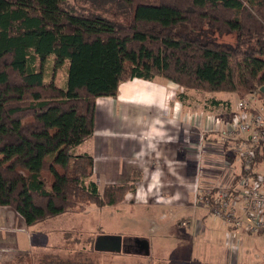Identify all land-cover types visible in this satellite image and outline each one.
<instances>
[{"label": "trees", "instance_id": "16d2710c", "mask_svg": "<svg viewBox=\"0 0 264 264\" xmlns=\"http://www.w3.org/2000/svg\"><path fill=\"white\" fill-rule=\"evenodd\" d=\"M72 1L0 0V207L28 227L132 191L100 193L92 158L70 153L93 134L96 99L117 97L122 82L264 99V0Z\"/></svg>", "mask_w": 264, "mask_h": 264}, {"label": "crops", "instance_id": "0c3cea01", "mask_svg": "<svg viewBox=\"0 0 264 264\" xmlns=\"http://www.w3.org/2000/svg\"><path fill=\"white\" fill-rule=\"evenodd\" d=\"M231 94L185 90L157 77L152 81L135 78L122 82L117 97L97 98L93 134L70 153L92 158V180L100 193L107 187L122 185L131 186L132 191L114 207L87 206L83 212L60 215H72L84 237L70 248L62 241L67 237L61 236L60 245L52 250L58 257L49 254L51 250L46 247L52 237L42 235L40 230L35 238L27 236L38 222L25 226L15 211L0 207V264H65L77 259V254L87 264H154L166 261L161 256L164 244L177 241L183 249L199 248L201 242L210 239L221 253L220 264H264L263 236L237 232L232 237L220 219L195 204L197 181L206 191L238 186L239 177L233 173H240L242 165L231 155V143L222 135L232 125L230 118L241 113L238 102L242 99L235 94L234 100ZM254 106L253 113H259L264 99H258ZM216 161L221 164L216 166ZM221 167L224 173L218 181ZM254 172L264 178V163L256 164ZM116 219L130 229L142 230L120 231L114 225L119 234L109 235L123 240L122 250L116 254L88 247L90 240L93 247L95 239L102 236L98 224H115ZM185 221L190 224L183 225ZM140 242L144 250L136 247ZM82 243L87 244L84 249L79 246ZM210 253H196L195 263L217 264L219 257L213 250ZM31 254L40 257L31 259ZM44 256H53V260Z\"/></svg>", "mask_w": 264, "mask_h": 264}, {"label": "built area", "instance_id": "2783aa9c", "mask_svg": "<svg viewBox=\"0 0 264 264\" xmlns=\"http://www.w3.org/2000/svg\"><path fill=\"white\" fill-rule=\"evenodd\" d=\"M258 97L253 92L238 102L240 115L222 132L242 165L238 186L202 191L197 183L194 185L195 204L220 219L232 237L237 232L264 237V178L252 169L253 165L264 163V108L253 113ZM256 158L260 162L253 163ZM187 224L190 222L185 221Z\"/></svg>", "mask_w": 264, "mask_h": 264}, {"label": "rangeland", "instance_id": "374dc122", "mask_svg": "<svg viewBox=\"0 0 264 264\" xmlns=\"http://www.w3.org/2000/svg\"><path fill=\"white\" fill-rule=\"evenodd\" d=\"M69 1L73 2L72 0H69ZM103 8H104V10H106L108 12L105 14L108 18H111L117 22L119 21L120 23L127 21L126 19H124L122 17V15H121L122 13H120L117 8H115V7L112 8V5H107V6H104ZM113 14L115 16H113ZM212 38L215 41L220 42V43L233 44L235 42L234 41L235 40L234 34H215L214 33V34H212ZM61 79H62V74L60 72H58L57 81L55 82L56 86H60L59 84H60ZM55 80H56V78H55ZM217 96H219V95H217ZM231 96H233L232 99L236 100L235 94H231ZM258 99L261 100L259 97H258ZM259 104L262 105L263 103H259ZM254 108H255V106H254ZM225 110L226 109H222V111H224V112H225ZM228 113H229V111H228ZM236 114H234L232 116V118H230L231 122H233V119L237 116ZM230 151H231L230 152L231 155L234 157V153H232L233 152L232 148ZM197 163H198V166L201 164L200 159H198ZM216 163H217L216 166L221 164L218 161H216ZM238 170H240V167H238ZM220 172H222L220 177H216L218 181L220 180V178H222V175L224 173L223 168L220 169ZM233 174H234V177H237L239 175V171H238V173L235 172ZM228 178L229 179L231 178V174ZM233 179H232V181H233ZM224 183H225V179H224ZM197 184H199L198 181H197ZM223 186H224V184H223ZM202 191H204V190H202ZM69 213H72V212H67L65 214H69ZM71 216H65V217H59L58 216L59 218L53 217V218L44 219V220L38 222V225L36 227H34L33 229H30L27 236L29 237L31 235V236H33V238H35V237L39 236V235H37L36 231L40 230L42 232V235L45 234V235H49L50 237H52L53 240L50 241V243L46 247H47V249L51 250V251H49V254L58 257V254H56L52 250L60 245V243H61L60 237L61 236L65 235L67 237V238L63 239L62 241H63V244L65 246L70 247V248H75L77 245V242H79L81 237H84V235L80 231V224L76 223L75 222L76 220L75 219L73 220ZM116 221L117 222L115 224H113L114 221H104L103 222L104 224H98L99 233L103 234V235H106V234L109 235V233L119 234V233L115 232L114 225H115V228L119 229L120 231H127V230H139V231H141L142 230L141 228L130 229V228H128L127 224H123L122 222L120 223V222H118L117 219H116ZM99 223H101V222H99ZM101 225L103 227H100ZM221 226H222V224H221ZM225 227H226V231L228 232V227L226 225H225ZM87 228H88V232L90 233V229H89L88 225H87ZM222 228H223V226H222ZM128 234L131 235L130 232H128ZM133 234L134 233H132V235ZM147 237H149V240L150 239H151V241L153 240L154 245H155V240L153 238H151L150 233H148ZM207 241H208V243H211V242H214V239H210ZM92 243H93V241L90 240V244H88V247H91V249H92V245H91ZM208 243L201 242L199 248L197 246L190 247L192 249V251L190 248L183 249L182 247H180V244L177 241H173V242H171V244H169V243L164 244V246L162 247L163 249H161V252H162L161 254H163L161 256H162V259L166 258V261L164 260V261L159 262L157 260L154 262V264H180V263L196 264L195 262L198 259V256L196 255V253H198L199 256L201 255V252H204V251H206V253H208V254H211L210 252L212 250L219 257L217 260V264H220L219 260L222 261V258L220 257L221 253H219V254L217 253V252H219L218 247L212 243L211 244H208ZM86 245L82 243L79 246L84 249L86 247ZM29 246H32V245L29 243ZM153 249H154V247H153ZM194 249H201V250L199 251V250H194ZM53 256H44V258L50 257V258H47V260H53ZM78 256H79V254H77L74 257H78ZM30 257H31V259H34V258H39L40 255L31 254ZM198 264H212V263L209 261H202V262L199 261Z\"/></svg>", "mask_w": 264, "mask_h": 264}, {"label": "water", "instance_id": "95a60500", "mask_svg": "<svg viewBox=\"0 0 264 264\" xmlns=\"http://www.w3.org/2000/svg\"><path fill=\"white\" fill-rule=\"evenodd\" d=\"M264 91V88H261ZM123 240L120 236L103 235L95 239L93 248L97 252L119 253L122 250ZM147 246L145 247V250ZM147 253V252H146Z\"/></svg>", "mask_w": 264, "mask_h": 264}, {"label": "flooded vegetation", "instance_id": "af4514ba", "mask_svg": "<svg viewBox=\"0 0 264 264\" xmlns=\"http://www.w3.org/2000/svg\"><path fill=\"white\" fill-rule=\"evenodd\" d=\"M138 241V240H137ZM136 247H138V248H140L141 250H144L143 248H144V246H143V242L141 243H138V244H136Z\"/></svg>", "mask_w": 264, "mask_h": 264}]
</instances>
